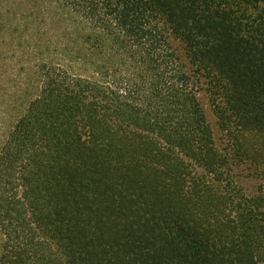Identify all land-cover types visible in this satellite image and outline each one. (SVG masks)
Masks as SVG:
<instances>
[{
	"label": "trees",
	"instance_id": "16d2710c",
	"mask_svg": "<svg viewBox=\"0 0 264 264\" xmlns=\"http://www.w3.org/2000/svg\"><path fill=\"white\" fill-rule=\"evenodd\" d=\"M54 1L126 71L42 65L0 147V264L264 263V0Z\"/></svg>",
	"mask_w": 264,
	"mask_h": 264
},
{
	"label": "rangeland",
	"instance_id": "374dc122",
	"mask_svg": "<svg viewBox=\"0 0 264 264\" xmlns=\"http://www.w3.org/2000/svg\"><path fill=\"white\" fill-rule=\"evenodd\" d=\"M170 41L189 72L180 42L172 38ZM44 63L62 65L94 80H103L106 71H126V64L121 63L109 44L56 1L0 0V147L36 97ZM197 96L214 140L221 146L209 98L202 89ZM231 175L233 183L248 196L256 195L263 184L245 165L233 166ZM3 240L0 230V255Z\"/></svg>",
	"mask_w": 264,
	"mask_h": 264
}]
</instances>
